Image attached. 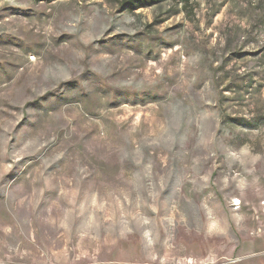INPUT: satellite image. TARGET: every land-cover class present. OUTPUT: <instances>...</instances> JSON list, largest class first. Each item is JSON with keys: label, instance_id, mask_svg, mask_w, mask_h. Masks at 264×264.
Returning a JSON list of instances; mask_svg holds the SVG:
<instances>
[{"label": "rangeland", "instance_id": "374dc122", "mask_svg": "<svg viewBox=\"0 0 264 264\" xmlns=\"http://www.w3.org/2000/svg\"><path fill=\"white\" fill-rule=\"evenodd\" d=\"M0 264H264V0H0Z\"/></svg>", "mask_w": 264, "mask_h": 264}, {"label": "bare ground", "instance_id": "6f19581e", "mask_svg": "<svg viewBox=\"0 0 264 264\" xmlns=\"http://www.w3.org/2000/svg\"><path fill=\"white\" fill-rule=\"evenodd\" d=\"M236 203H238V201H236Z\"/></svg>", "mask_w": 264, "mask_h": 264}]
</instances>
